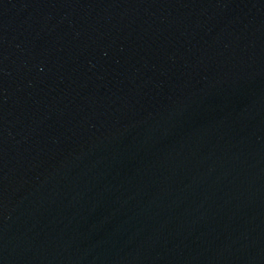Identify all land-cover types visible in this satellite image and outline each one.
Here are the masks:
<instances>
[{"label":"water","instance_id":"1","mask_svg":"<svg viewBox=\"0 0 264 264\" xmlns=\"http://www.w3.org/2000/svg\"><path fill=\"white\" fill-rule=\"evenodd\" d=\"M0 264H264V0H0Z\"/></svg>","mask_w":264,"mask_h":264}]
</instances>
